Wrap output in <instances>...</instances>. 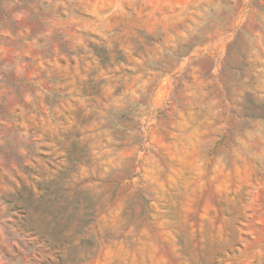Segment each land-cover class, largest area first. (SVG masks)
<instances>
[{
  "label": "rangeland",
  "instance_id": "374dc122",
  "mask_svg": "<svg viewBox=\"0 0 264 264\" xmlns=\"http://www.w3.org/2000/svg\"><path fill=\"white\" fill-rule=\"evenodd\" d=\"M0 264H264V0H0Z\"/></svg>",
  "mask_w": 264,
  "mask_h": 264
}]
</instances>
